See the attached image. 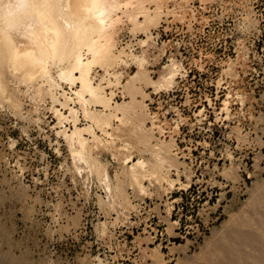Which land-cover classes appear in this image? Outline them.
I'll use <instances>...</instances> for the list:
<instances>
[{
  "label": "rangeland",
  "instance_id": "rangeland-1",
  "mask_svg": "<svg viewBox=\"0 0 264 264\" xmlns=\"http://www.w3.org/2000/svg\"><path fill=\"white\" fill-rule=\"evenodd\" d=\"M156 4L147 44L126 24L116 45L141 52L154 80L175 61V80L136 83L137 113L113 119V142L89 140L91 170L58 131L45 84L2 74L0 264H264V0ZM123 58L120 83L140 68ZM122 88L106 90L130 100ZM137 158L159 163L143 191Z\"/></svg>",
  "mask_w": 264,
  "mask_h": 264
},
{
  "label": "bare ground",
  "instance_id": "bare-ground-1",
  "mask_svg": "<svg viewBox=\"0 0 264 264\" xmlns=\"http://www.w3.org/2000/svg\"><path fill=\"white\" fill-rule=\"evenodd\" d=\"M149 1L0 0V92L3 93L5 89L2 74L6 71L13 76L18 75L25 83L38 81V86L45 84L44 91L51 98L56 123L61 125L58 131L74 151L73 158L84 162L89 170L93 166L90 162L89 148L92 145H89V140L95 145L100 144L103 139L101 135L104 134L112 141V129L118 130L121 127L113 126V119L121 122L130 114L137 113L139 103L135 101V93L140 91V86L136 83L139 84L140 80L147 81L159 87L170 85L175 80V61L166 65L158 79L154 80L146 71L147 67H144L146 63L141 52L139 56V53L137 55L131 50L125 51L123 46L117 48L116 45L117 35L126 24L130 31L144 32L146 37L141 38L140 43L147 44V39L152 35L149 28L156 24L159 14L157 11L160 9L157 4L150 9L147 6ZM125 55L136 58L140 68L137 67L124 83H120L121 71L115 70L116 67L112 68L121 61L127 63V59L123 58ZM96 64L103 69L98 77L94 73ZM53 66L56 68L55 74L51 70ZM63 82L68 84V88L63 86ZM110 84H120L129 92L130 100H114V90H106ZM56 102L59 106H54ZM97 105L100 107L97 108ZM78 112L86 120L82 125L78 124ZM65 121L71 122V126H65ZM104 141L102 142L106 144ZM158 151L154 158L162 160L164 155L161 156ZM156 163L147 166L143 158H137L131 163V177L141 190L145 187L142 179L157 172L156 166L159 163ZM102 170L103 179L106 180L107 171ZM106 188H109L107 183Z\"/></svg>",
  "mask_w": 264,
  "mask_h": 264
}]
</instances>
